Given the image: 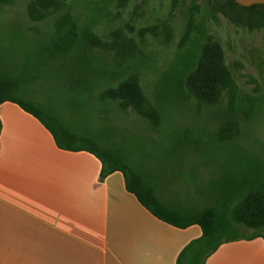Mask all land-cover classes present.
Wrapping results in <instances>:
<instances>
[{"label": "rangeland", "instance_id": "1", "mask_svg": "<svg viewBox=\"0 0 264 264\" xmlns=\"http://www.w3.org/2000/svg\"><path fill=\"white\" fill-rule=\"evenodd\" d=\"M30 1L14 0L0 8V67L23 80L21 95L60 116L77 132L96 133L104 143L119 145L170 207L195 212L221 206L225 191L237 178L249 176L253 162L264 167V29L248 31L221 14L214 15V0H68L78 24L89 25L102 38L119 31L140 40L142 30L156 29L157 36L146 33L140 72L148 99L163 107V124L155 130L135 113L100 102L95 92L79 94L70 89L65 63L48 55L54 18L33 23L27 13ZM193 4L205 40L212 37L221 44L240 97L256 91L261 96L257 112L231 141L216 136L227 96L215 108H197L175 93L173 85L166 86Z\"/></svg>", "mask_w": 264, "mask_h": 264}, {"label": "trees", "instance_id": "2", "mask_svg": "<svg viewBox=\"0 0 264 264\" xmlns=\"http://www.w3.org/2000/svg\"><path fill=\"white\" fill-rule=\"evenodd\" d=\"M13 2L0 0V8ZM196 9L195 4L189 8L188 23L178 46V60L172 67V76H166L171 79L166 86L173 85L175 93L187 97L197 108H215L227 96L228 106L221 111L222 120L216 136L220 141H231L242 133V124L255 115L261 96L256 91L258 94L240 97L221 44L212 37L205 40L202 27L196 25ZM27 13L33 23L54 18L48 55L65 63L66 75L72 81L70 89L79 94L95 92L100 102L113 103L122 112L131 111L147 120L155 130L160 129L163 107L150 102L140 76L146 33L157 36L155 28L142 30L140 40L119 31L113 32L110 38H102L89 25L78 24L68 0H32L27 5ZM213 13L225 16L248 31L264 29V6L261 5L245 8L233 0H214ZM103 55L109 57L112 64ZM22 81L12 71L0 67V105L15 103L34 116L52 134L61 150L94 155L102 164V178L122 173L127 191L160 221L180 229L194 225L202 229V237L183 250L177 264H206L224 244L264 239V167L258 161L248 170L249 176L237 178L233 188L225 191L223 205L195 212L177 211L163 201L157 188L135 168L119 145L104 143L96 133L77 132L60 116L21 95ZM1 127L0 122V133ZM247 231L253 233L248 235Z\"/></svg>", "mask_w": 264, "mask_h": 264}, {"label": "crops", "instance_id": "3", "mask_svg": "<svg viewBox=\"0 0 264 264\" xmlns=\"http://www.w3.org/2000/svg\"><path fill=\"white\" fill-rule=\"evenodd\" d=\"M0 122V264H177L202 237L157 219L122 173L102 178L94 155L61 150L17 104L0 105ZM206 264H264V239L224 244Z\"/></svg>", "mask_w": 264, "mask_h": 264}, {"label": "water", "instance_id": "4", "mask_svg": "<svg viewBox=\"0 0 264 264\" xmlns=\"http://www.w3.org/2000/svg\"><path fill=\"white\" fill-rule=\"evenodd\" d=\"M236 4L241 7L249 8L256 5L264 6V0H233Z\"/></svg>", "mask_w": 264, "mask_h": 264}]
</instances>
